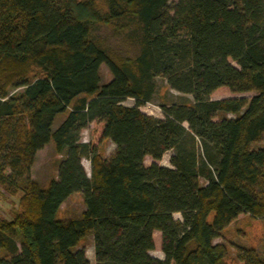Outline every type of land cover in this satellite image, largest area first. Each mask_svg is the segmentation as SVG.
<instances>
[{
    "label": "trees",
    "instance_id": "1",
    "mask_svg": "<svg viewBox=\"0 0 264 264\" xmlns=\"http://www.w3.org/2000/svg\"><path fill=\"white\" fill-rule=\"evenodd\" d=\"M168 1L0 0V186L19 194L0 217V264H89L76 249L88 235L94 264H264L254 248L230 258L213 244L239 215L264 223V148H252L264 135V0ZM155 79L183 96L163 119L139 110ZM222 88L254 95L210 100ZM92 122L114 146L106 158L80 142ZM50 142L62 159L40 185L29 171ZM167 151L171 168L155 163ZM74 193L83 212L57 220ZM154 232L163 260L149 255Z\"/></svg>",
    "mask_w": 264,
    "mask_h": 264
},
{
    "label": "rangeland",
    "instance_id": "2",
    "mask_svg": "<svg viewBox=\"0 0 264 264\" xmlns=\"http://www.w3.org/2000/svg\"><path fill=\"white\" fill-rule=\"evenodd\" d=\"M84 1V0H78ZM176 0L168 1V9L175 4ZM235 66L233 63H231ZM101 83L105 84L110 81L111 76L105 66H100L99 69ZM155 93L150 103L143 104L139 110L149 116L157 119H163L160 107L174 102L177 98L183 97L182 95L170 90L166 83L161 79H155ZM254 93L232 94L228 90L222 88L212 95L210 100H221L227 98H244L249 100ZM189 99V97L185 96ZM134 101L127 99L122 102L123 106L131 107ZM233 118V115L216 114L214 120L218 121L222 118ZM64 115L55 117L52 130H54L59 123L63 120ZM185 126V125H184ZM101 124L92 122L87 125L85 129L80 132L79 138L82 143H89L97 147L100 154L106 158L114 152V146L109 141H100ZM252 148H264V135L260 140L252 145ZM172 151H167L163 154L160 161H155L161 167L171 168L169 165V158L172 156ZM62 159L61 155L54 152L52 143L45 145L35 155L33 164L29 171V179L40 184L45 185L49 180L54 179L57 173L58 162ZM154 161L150 157L143 159V166L148 167ZM80 164L89 176L90 165L86 159H82ZM203 184V182H201ZM19 194L9 196L5 193L3 187L0 186V217L4 219H11L13 211L17 207ZM84 210L82 197L80 193H74L68 197L59 207L55 218L57 220H64L66 218L79 216ZM174 220L181 221L179 214H174ZM154 248L149 255L155 259L163 260V255L160 251V234L153 233ZM213 244H223L228 247L229 257L233 256V246H241L245 248H254L261 259H264V223L259 220H252L246 215H239L223 232L222 237L215 239ZM78 250H83L86 260L89 264H94L93 256V239L90 235L86 236L77 246ZM91 257V258H90Z\"/></svg>",
    "mask_w": 264,
    "mask_h": 264
},
{
    "label": "bare ground",
    "instance_id": "3",
    "mask_svg": "<svg viewBox=\"0 0 264 264\" xmlns=\"http://www.w3.org/2000/svg\"><path fill=\"white\" fill-rule=\"evenodd\" d=\"M91 258V257H90Z\"/></svg>",
    "mask_w": 264,
    "mask_h": 264
}]
</instances>
